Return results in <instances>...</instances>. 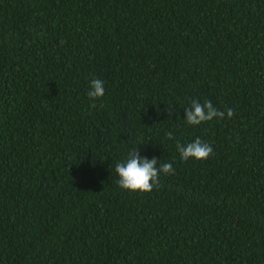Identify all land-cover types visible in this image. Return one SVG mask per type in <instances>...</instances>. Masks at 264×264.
I'll return each mask as SVG.
<instances>
[{
	"label": "trees",
	"instance_id": "obj_1",
	"mask_svg": "<svg viewBox=\"0 0 264 264\" xmlns=\"http://www.w3.org/2000/svg\"><path fill=\"white\" fill-rule=\"evenodd\" d=\"M0 264H264V0H0Z\"/></svg>",
	"mask_w": 264,
	"mask_h": 264
},
{
	"label": "clouds",
	"instance_id": "obj_2",
	"mask_svg": "<svg viewBox=\"0 0 264 264\" xmlns=\"http://www.w3.org/2000/svg\"><path fill=\"white\" fill-rule=\"evenodd\" d=\"M90 89L88 92L90 99L104 96L105 85L101 79H93ZM224 115L225 113L215 108L210 100H206L204 103L193 100L190 107L185 110V120L189 125H199L202 122L211 121L213 118H223ZM233 115L234 110L227 109V117L231 118ZM167 136L170 139L173 138L171 132L167 133ZM176 147L181 159L185 161L190 158L203 160L213 152L212 147L200 138H196L186 145L177 143ZM158 161L155 157L148 159L140 156L137 149L129 151L127 158L115 165V172L119 177L118 186L129 191L151 192L159 184L160 173L171 175L175 172L171 163L165 162L158 167Z\"/></svg>",
	"mask_w": 264,
	"mask_h": 264
}]
</instances>
